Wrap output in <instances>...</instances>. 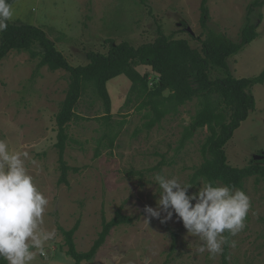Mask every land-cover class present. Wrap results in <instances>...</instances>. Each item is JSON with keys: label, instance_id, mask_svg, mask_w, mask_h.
Wrapping results in <instances>:
<instances>
[{"label": "rangeland", "instance_id": "rangeland-1", "mask_svg": "<svg viewBox=\"0 0 264 264\" xmlns=\"http://www.w3.org/2000/svg\"><path fill=\"white\" fill-rule=\"evenodd\" d=\"M252 1L209 0L207 28L202 26V0H17L11 21L42 27L76 66L89 62L90 51L106 53L123 41L136 47L152 42L160 27L166 34L188 39L195 48L201 47L198 38H204L208 29L239 41ZM251 17L258 25V38L229 59L238 78L264 70V6L255 8ZM38 63L30 53L16 50L0 62V140L10 151H28L37 162L27 167L49 200L43 227L56 232V238L44 246L45 256L37 254L31 264H74L66 253L62 230L79 223L74 240L79 251H88L102 230V211L111 220L120 208L134 217V223L113 228L95 258L83 264H220L221 254L209 259L207 251L199 253L201 242L188 236L175 217L167 223L147 222L143 212L145 205L155 207L159 198L155 174L190 184L204 160L206 128L180 146L198 101L186 103L178 113L148 128L149 107L139 109L141 99L126 76L108 83L113 106L109 120L103 100L89 87L77 107L80 117L69 124L65 159L72 169L69 182L60 183L56 115L66 97L69 74L64 69L39 68ZM147 71L153 87L159 75L151 68ZM253 92L256 109L225 146L228 163L235 167L248 166L264 151V83L255 85ZM118 130L113 147L108 139L101 141L106 132ZM242 191L250 197L251 208L244 229L232 237L236 247H231V263L264 264V177L248 178ZM174 231L177 239L172 248Z\"/></svg>", "mask_w": 264, "mask_h": 264}, {"label": "trees", "instance_id": "trees-1", "mask_svg": "<svg viewBox=\"0 0 264 264\" xmlns=\"http://www.w3.org/2000/svg\"><path fill=\"white\" fill-rule=\"evenodd\" d=\"M17 0H8L12 5ZM146 3V0H141ZM264 6V0H253L248 7V22L242 28L239 41L230 39L225 33L208 29L204 38L199 37L200 48H195L186 38L176 37V33L166 34L160 27L157 38L152 42L134 46L128 41L113 44L106 53L90 51L89 62L72 65L64 53L58 49L55 40L39 26L21 21H9L6 31L0 35V62L11 51L28 52L38 58L39 68L48 66L51 70L64 69L69 74L66 97L56 115L58 125L56 147L59 151L60 183H68L72 167L65 159L68 145L69 124L79 118L77 107L89 87L100 97L105 105V119L109 120L112 111V97L108 83L124 75L133 83L132 90L141 99L139 109L149 107L145 126L154 127L168 114H176L181 106L197 100L199 107L192 121L185 126L181 147L191 139L197 130L206 128L208 135L202 146L203 162L196 167L190 184L203 180L215 184L234 185L243 190L245 182L253 176L264 177V158L248 166L235 167L228 163L226 144L235 131L256 109L257 101L253 88L264 83V70L251 77H236L230 67L229 59L244 50L259 36L257 23L251 14L255 8ZM151 12V10H150ZM210 18L209 0H202V26L207 28ZM193 38L195 34L190 32ZM148 68L159 75V82L150 87ZM168 93L166 94V92ZM120 130L106 132L101 138L108 139L113 147ZM100 141V143H101ZM100 151L96 155H100ZM76 170V168H75ZM131 173V172H130ZM134 217L118 209L115 216L108 220L102 211V230L88 251H79L74 234L79 228L77 223L70 230L63 229L66 253L75 261L83 264L92 261L99 249L105 244L113 228L123 224H133ZM173 245L177 234L173 232ZM227 235V234H225ZM232 240V237H229ZM0 264H7L0 260ZM220 264L231 263V247L224 246Z\"/></svg>", "mask_w": 264, "mask_h": 264}, {"label": "clouds", "instance_id": "clouds-1", "mask_svg": "<svg viewBox=\"0 0 264 264\" xmlns=\"http://www.w3.org/2000/svg\"><path fill=\"white\" fill-rule=\"evenodd\" d=\"M14 17L8 0H0V32ZM37 165L28 151H10L0 140V260L7 264H31L36 255L45 256V244L56 238L55 230L43 227L48 198L34 183L27 164ZM153 181L160 189L156 206L145 205L146 221L167 223L176 218L187 235L201 243L197 251L215 259L224 246L236 247V236L245 227L250 197L234 185L203 180L199 187L177 177L157 173ZM195 188V191L190 189ZM227 234V235H225Z\"/></svg>", "mask_w": 264, "mask_h": 264}, {"label": "water", "instance_id": "water-1", "mask_svg": "<svg viewBox=\"0 0 264 264\" xmlns=\"http://www.w3.org/2000/svg\"><path fill=\"white\" fill-rule=\"evenodd\" d=\"M188 31L193 33V31L190 28H188ZM263 158H264V151L261 154L254 156V159H257V160H260Z\"/></svg>", "mask_w": 264, "mask_h": 264}]
</instances>
